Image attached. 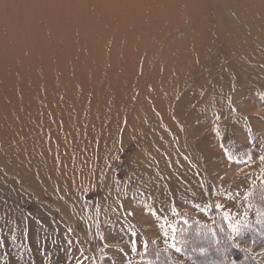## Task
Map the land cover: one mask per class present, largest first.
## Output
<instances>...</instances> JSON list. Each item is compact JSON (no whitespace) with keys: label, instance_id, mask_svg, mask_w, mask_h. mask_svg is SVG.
I'll list each match as a JSON object with an SVG mask.
<instances>
[{"label":"rangeland","instance_id":"obj_1","mask_svg":"<svg viewBox=\"0 0 264 264\" xmlns=\"http://www.w3.org/2000/svg\"><path fill=\"white\" fill-rule=\"evenodd\" d=\"M262 158L264 0H0V264H264Z\"/></svg>","mask_w":264,"mask_h":264},{"label":"snow or ice","instance_id":"obj_2","mask_svg":"<svg viewBox=\"0 0 264 264\" xmlns=\"http://www.w3.org/2000/svg\"><path fill=\"white\" fill-rule=\"evenodd\" d=\"M262 159H264V158H262ZM233 231H238V229H236V228H233Z\"/></svg>","mask_w":264,"mask_h":264},{"label":"trees","instance_id":"obj_3","mask_svg":"<svg viewBox=\"0 0 264 264\" xmlns=\"http://www.w3.org/2000/svg\"><path fill=\"white\" fill-rule=\"evenodd\" d=\"M262 191H263V190H262ZM260 194H261V193H260ZM260 194H259V195H260ZM259 197H261V196H259ZM261 199H262V198H261Z\"/></svg>","mask_w":264,"mask_h":264},{"label":"bare ground","instance_id":"obj_4","mask_svg":"<svg viewBox=\"0 0 264 264\" xmlns=\"http://www.w3.org/2000/svg\"><path fill=\"white\" fill-rule=\"evenodd\" d=\"M264 248V247H263Z\"/></svg>","mask_w":264,"mask_h":264}]
</instances>
